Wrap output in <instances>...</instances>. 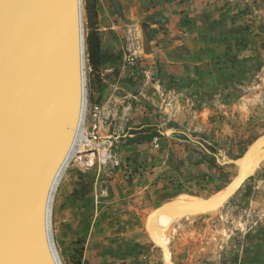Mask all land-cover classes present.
Returning <instances> with one entry per match:
<instances>
[{"label": "rangeland", "instance_id": "374dc122", "mask_svg": "<svg viewBox=\"0 0 264 264\" xmlns=\"http://www.w3.org/2000/svg\"><path fill=\"white\" fill-rule=\"evenodd\" d=\"M82 1L100 53L54 204L63 264H264V141L235 163L264 135V0Z\"/></svg>", "mask_w": 264, "mask_h": 264}, {"label": "bare ground", "instance_id": "6f19581e", "mask_svg": "<svg viewBox=\"0 0 264 264\" xmlns=\"http://www.w3.org/2000/svg\"><path fill=\"white\" fill-rule=\"evenodd\" d=\"M65 3L67 28L62 0H32L40 36L36 46L29 40V5L0 0L1 264L12 240L27 264L32 260L63 264L54 237L53 210L66 167L83 148L88 107L83 1ZM38 88L44 91L40 102ZM262 141L264 137L236 163L243 166ZM173 209L157 218L171 216ZM149 228L169 259L166 237L161 241L152 224Z\"/></svg>", "mask_w": 264, "mask_h": 264}, {"label": "water", "instance_id": "95a60500", "mask_svg": "<svg viewBox=\"0 0 264 264\" xmlns=\"http://www.w3.org/2000/svg\"><path fill=\"white\" fill-rule=\"evenodd\" d=\"M20 1V0H19ZM113 3H114V6L116 7V9L119 11V12H122L121 10V6H120V3H119V0H112ZM24 2V5L27 6L29 5L31 11H32V15L30 16L29 18V21L31 22V25H30V28H29V40H30V43H33L35 44L36 46H39V32L38 30H35L36 29V20L34 21L35 17L33 16V10H32V0H23ZM62 11L65 12V15H64V23L66 25V28L69 27L68 25V20H67V17H66V11H67V7H66V3H65V0H62ZM33 17V18H32ZM32 19V20H31ZM38 26V25H37ZM72 28V31H73V36H75V33H74V30H73V25L70 26V29ZM38 33V34H37ZM28 39V35H25ZM39 92H37L38 97L37 96V99H38V102H40V99H42L43 97V94H44V91L40 88H38ZM36 102V101H35ZM37 103V102H36ZM38 104V103H37ZM38 110V109H37ZM35 120V119H34ZM173 132V130H167L165 133L166 134H171ZM261 137H264V136H261ZM40 150H42V146L40 147ZM43 151H45L43 149ZM237 160H235V163H236ZM151 233V232H150ZM152 237L154 238V240L159 243V240H158V236H153ZM12 244L8 245V247H6L7 249L5 250V254H6V257L5 259L3 260V263L2 264H27L26 262V257L21 255L20 253H18V250L14 244V240L11 241ZM1 264V262H0ZM30 264V263H29ZM32 264H34L33 260H32Z\"/></svg>", "mask_w": 264, "mask_h": 264}, {"label": "crops", "instance_id": "0c3cea01", "mask_svg": "<svg viewBox=\"0 0 264 264\" xmlns=\"http://www.w3.org/2000/svg\"><path fill=\"white\" fill-rule=\"evenodd\" d=\"M130 1V0H129ZM120 4H122V6H124V3H123V1L122 0H120ZM125 8V7H124ZM173 21V20H172ZM168 31V30H167ZM167 31H165V33L167 34ZM176 31H177V29H174V30H172V29H170V32H169V35L167 36V37H165V39H163L165 42H166V45H165V43H164V41H162L161 43H160V46L162 45V49H161V52H167V49L169 48V44H170V42H169V39H171L172 37H173V34H175L176 33ZM88 36V35H87ZM107 44H108V41H107V37H106V40L105 39H102V41H101V48H102V52L104 53V51H106L107 50ZM165 54V53H164ZM87 60H89V53H88V51H87ZM89 64H90V66L92 67V64L90 63V61H89ZM101 67V72L103 73V74H107V75H109V73L108 72H110V70H111V68H109L110 66H108L107 67V64H106V62H103V66L101 65L100 66Z\"/></svg>", "mask_w": 264, "mask_h": 264}, {"label": "trees", "instance_id": "16d2710c", "mask_svg": "<svg viewBox=\"0 0 264 264\" xmlns=\"http://www.w3.org/2000/svg\"><path fill=\"white\" fill-rule=\"evenodd\" d=\"M86 45H87V51L89 53V61H90V63L91 64H93V63L96 64V61H97V59L99 57V53H100L99 38L96 37L93 34L87 36Z\"/></svg>", "mask_w": 264, "mask_h": 264}]
</instances>
